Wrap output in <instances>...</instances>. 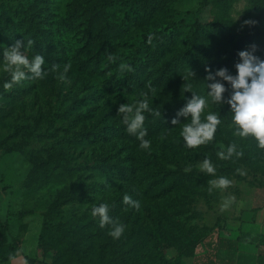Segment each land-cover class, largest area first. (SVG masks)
<instances>
[{
  "label": "rangeland",
  "instance_id": "obj_1",
  "mask_svg": "<svg viewBox=\"0 0 264 264\" xmlns=\"http://www.w3.org/2000/svg\"><path fill=\"white\" fill-rule=\"evenodd\" d=\"M75 3V0H0V65L4 51L17 41L24 45L22 51L30 60L36 55L29 48L31 41H25L34 28L47 29L56 36L55 40H49L51 54L49 60L45 58L43 68L47 75L44 78L28 74L20 83L5 90L3 84L11 77L0 67V200L4 198L0 204V221L10 226L8 242H18L23 232L31 228L29 243L32 244L33 236L40 235L43 224L55 223L63 229L70 228L60 229L54 238L50 236L53 241L41 244L38 252L30 251L33 264L66 263L59 257L61 233L71 236V244H79L89 252L88 264H116L124 253L131 251L139 256L146 254L148 261L137 263L154 264L150 249L143 245L148 244L150 232H161L167 234L165 242L168 244L163 248L172 264H205L208 244L221 214L229 213L230 206L248 188L264 186V149L259 148L257 142L234 135V126H225L223 121L213 141L187 148L180 133L190 119L180 121L171 133L155 136L150 148L143 149L122 123V116L118 114L122 103L108 108L98 100L94 106L71 109L74 102L87 99L95 92L90 89L89 79L77 73L76 65L72 66L80 61L77 44L80 36L76 31L67 34L66 23ZM252 8L251 0H175L174 20L183 22L187 29L195 24L220 22L238 32L249 23ZM29 17L33 23L31 32L27 33L28 25L21 24V20L27 21ZM261 33V40L244 50L255 49V54L264 58V27ZM230 54L226 56L234 64L231 74L235 75V65L241 61L240 58L230 59ZM65 65H70V69L65 74L66 79L61 81L57 77L64 72ZM53 66H57L55 70ZM224 83L229 89L225 95L229 97L231 88ZM222 106L209 103L201 119L209 112L216 113V108ZM61 109L67 112L62 122L56 115ZM93 130L102 132L101 142L82 140V144H78L79 138H92L89 134ZM241 143L247 144L248 165L241 156L229 160L218 158L217 153L226 150L228 145L238 147ZM206 158L213 164L215 175L201 170ZM186 168L191 170L185 171ZM164 169L171 174L163 187L160 185L163 181L158 183V180H162ZM237 169L244 174H239ZM129 171H133L134 181L128 180L132 177ZM193 174L209 181L223 176L232 183L226 189H214L216 200H209L204 197L205 183L190 181ZM153 182L156 191L147 193L146 189ZM170 187L169 193L162 192L163 188ZM126 195L140 202L139 210L123 203ZM226 200L230 203L224 208ZM101 203L108 204L109 215L125 225L124 234L118 240L109 235V226L101 228L99 218L91 215L92 207ZM191 205L202 213L201 218L188 220L186 207ZM162 213L176 217L187 224L188 229L200 231L202 237L184 247L173 245L171 235L166 233L167 227L152 230L153 220ZM75 229L76 233L69 234ZM261 253L264 257V249ZM220 256L230 260L236 255L222 252Z\"/></svg>",
  "mask_w": 264,
  "mask_h": 264
},
{
  "label": "trees",
  "instance_id": "obj_2",
  "mask_svg": "<svg viewBox=\"0 0 264 264\" xmlns=\"http://www.w3.org/2000/svg\"><path fill=\"white\" fill-rule=\"evenodd\" d=\"M75 1L76 7L66 23L67 34L76 31L80 36L77 38L80 61L72 66L76 65L77 73L89 79L90 89L95 92L87 99L74 102L71 109L79 106L86 107V105L94 106L95 101L98 100L111 108L116 104H131L139 99L147 98L150 108L160 112V116L145 113L144 127L147 129L145 139L150 142L159 134L174 131L175 125L172 124V120L177 118L178 111L186 105L193 93L207 97L208 84L214 82L207 80L209 73L215 74L217 70L226 68L231 74L234 64L227 59L226 55L233 51L230 59L240 58V51L260 41L263 36L261 30L264 27V0H251L253 8L249 23L240 27L238 32L220 22L207 25L195 24L194 27L187 29L183 22L176 23L174 20L175 0ZM28 20H21V24L28 25L27 33L32 29L30 24L33 23L31 17ZM33 31L32 35L28 34L30 37L25 41H31L29 48L34 54L49 60L51 54L49 40L52 38L55 40L56 36L47 29L40 30L36 27ZM109 56L114 57V62L109 60ZM121 64L127 65L130 70L121 72ZM217 79L220 78L217 77ZM225 97L228 96L225 95ZM215 112L225 126L232 125V112L229 105L225 103L221 108H216ZM66 114V110L62 111V109L56 113L61 122ZM183 120L186 119L179 118V121ZM89 135L92 138L85 136L77 139L78 144H82V140L91 143L101 142L104 139L102 132L93 130ZM245 139V141L257 142L253 137ZM246 145L241 143L237 151L243 153L241 157L244 164L248 165L250 154L245 148ZM59 166L61 167V165L57 167ZM57 167L54 169L56 170ZM71 169L75 171L74 168ZM161 172L163 177L161 181L158 180V183L163 181L160 185L164 187V181L166 177H170L171 173L167 169ZM128 174L132 175L128 180L134 181L133 171H129ZM189 179L205 183L207 186L204 192L205 198L211 200L217 197L214 189L209 193L210 185L206 177L193 174ZM154 183L148 186L147 193L156 191ZM258 188L264 189V186ZM171 189L172 187L163 188L162 192L169 193ZM186 208V214L190 215L189 221L202 217V213L193 205ZM162 227H167L166 233L173 237L170 236L175 246L184 247L189 243L197 242L202 237L200 231H195L194 228L188 229L187 224L166 213H162V216L153 220L152 223V230ZM69 228L63 229L55 223L43 224L38 248L41 244L52 242L50 236L54 238L60 229L65 231ZM221 230L223 227L219 222L208 244L207 255L209 256L205 258L204 263L248 264L251 262L253 264L251 257L239 253V245L240 243H256L258 247H264V236L251 240L248 236L242 235L233 240L222 237ZM9 231V224L0 221V264L9 262L20 254V240L8 242ZM76 232L77 229L74 232L70 230L69 234ZM63 235L65 234H60L62 237L60 259H64L65 264H88L89 252L81 249L79 244L78 246L71 244L70 235ZM166 237L167 234L161 232L158 234L150 232L148 244L143 245V248L150 249L154 264H172L164 253L163 247L168 244L165 242ZM261 251L256 264H264ZM222 252L236 256L225 260L220 256ZM135 255H138L136 251L124 253L123 259L119 258L116 264H139L141 261H148L146 254L138 255L136 258ZM27 260L33 264L30 258Z\"/></svg>",
  "mask_w": 264,
  "mask_h": 264
},
{
  "label": "clouds",
  "instance_id": "obj_3",
  "mask_svg": "<svg viewBox=\"0 0 264 264\" xmlns=\"http://www.w3.org/2000/svg\"><path fill=\"white\" fill-rule=\"evenodd\" d=\"M149 42H151V37H149ZM23 47L24 45L17 41L15 45L4 51V59L0 67L11 77L3 84L5 90L11 89L14 85L20 83L28 74L41 79L47 75L43 68L45 58L41 55H35L30 60L22 51ZM239 57L241 62L235 65V75L230 74L226 68L217 70L215 74L209 73L207 80L214 82L208 84L210 90H208L207 97L193 93L191 99L178 111L177 118L172 120V124L176 125L180 123V117L186 120L190 118V122L184 124L180 133L187 148H197L213 141L217 127L221 124V119L216 113L209 112L202 120V113H204L209 103L223 105L226 103L230 106L232 112L234 135L241 138L253 137L258 143V147L264 149V58L256 55L255 49L240 51ZM109 60L114 62V57L109 56ZM56 67L53 66V70ZM69 69L70 65H65L64 72L59 74L57 78L61 81L66 79L65 74ZM120 70L124 72L130 70V68L125 64H121ZM217 77L220 79L218 80ZM224 82H227V85L231 88V94L227 98L225 93L229 89ZM145 113L160 116V112L150 108L147 98L139 99L131 104H121L118 108V114L122 116V123L127 133L136 136L140 141L141 148L149 149L151 142L145 139L147 136V129L144 127ZM242 155V152L237 151L235 144H230L226 150L217 153L218 158L221 160H229L233 156L240 157ZM200 167L207 174L215 175V168L209 159L206 158ZM190 170V168L185 169V171ZM237 172L241 175L244 174L240 169H237ZM231 183V180L223 176L211 180L209 181V193L213 189H226ZM123 203L136 210L140 208V202L127 195L124 196ZM229 203L230 200H226L223 207L227 208ZM109 211V205L101 203L92 207L91 215L99 218L101 228L109 226V235L118 240L124 234L125 225L114 220L109 215Z\"/></svg>",
  "mask_w": 264,
  "mask_h": 264
},
{
  "label": "crops",
  "instance_id": "obj_4",
  "mask_svg": "<svg viewBox=\"0 0 264 264\" xmlns=\"http://www.w3.org/2000/svg\"><path fill=\"white\" fill-rule=\"evenodd\" d=\"M3 200H0V204ZM221 215V219H219L223 227L221 236L224 238L235 240L245 235L251 240H256L264 236V189L248 188L241 195V198L230 206L229 213L225 212ZM31 230L29 228L23 232L20 238L19 256L1 264H30L27 260L30 257V251L38 252L39 250V235L37 237L33 236V243H29L30 239H32ZM263 249L264 247H258L256 243H240L239 245V253L251 257L254 264H256L259 251Z\"/></svg>",
  "mask_w": 264,
  "mask_h": 264
}]
</instances>
